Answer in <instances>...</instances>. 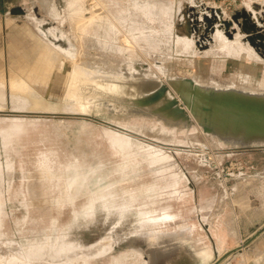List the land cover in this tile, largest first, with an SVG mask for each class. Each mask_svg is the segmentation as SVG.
Wrapping results in <instances>:
<instances>
[{"label":"rangeland","instance_id":"1","mask_svg":"<svg viewBox=\"0 0 264 264\" xmlns=\"http://www.w3.org/2000/svg\"><path fill=\"white\" fill-rule=\"evenodd\" d=\"M243 9L262 26L264 0H0V264H59L63 259L37 250L63 240H78L81 255L90 251L86 264H144L148 250L168 242L203 251V264H209L215 249L223 253L219 240L233 243L235 210L243 205L237 200L252 185L251 177L237 173L251 162V151L264 149H241L249 142L209 131L205 119L181 104L171 80L204 93L223 86L264 95V57L237 25L241 16L233 19ZM206 17L219 24L220 38L209 29L202 36ZM46 23L74 45L65 48L56 39L61 55L101 71L111 65L119 74L131 71L153 82L149 91L163 84L180 101L179 110H191L190 118L85 80L58 92L42 82L24 93L13 90L9 73L33 44L29 33L53 42L42 32ZM33 90L50 108L27 105ZM255 241L262 248H253ZM255 241L220 264H264V239ZM94 246L102 247L92 254ZM64 260L85 264L79 257Z\"/></svg>","mask_w":264,"mask_h":264},{"label":"bare ground","instance_id":"2","mask_svg":"<svg viewBox=\"0 0 264 264\" xmlns=\"http://www.w3.org/2000/svg\"><path fill=\"white\" fill-rule=\"evenodd\" d=\"M14 10H17L19 12L18 9H14ZM14 10H12V11H14ZM17 11H15V13ZM35 15H36V17L38 16L37 14H35ZM14 16H16V15H14ZM11 17H12V15H11ZM202 18H203V16H202ZM42 19H43V21H45L44 18H42ZM205 19H206V21L204 20V22L206 23L205 24L206 26H205L203 33H205V31H208L207 29H209L210 32L209 31L208 32L210 33V35L212 37L220 38V36H222L220 34L223 31L220 32V29L218 27L219 24H217V22L215 20H213L209 17H206ZM31 22H33V21H31ZM40 23H38V24H40ZM47 24L49 25V23L43 24L42 32H44L45 35H47L49 37L47 39L50 40V38H51V40L53 42H51V41L48 42V40H44V37H43L44 35L42 36V35L38 34L36 37L33 33H29V35H32L31 38L33 37L31 39L32 40L31 43H33V44H29L30 48L24 53L23 57L19 56V58H18V60L20 61L19 68L18 69L16 68V70H14V68L12 67L11 70L12 69L13 70L12 71L10 70V73H9V85L13 90L18 91V92L21 91V93H24L25 88L28 89V86H30V84L32 82H39V83L42 82V83H44L45 86L50 88L49 91H54V92L57 91L58 92V91H62L63 88H65L66 86H69V85H73V86L74 85L75 86L81 85L82 82L85 80V81H88L90 84L97 86L101 89H110V90L112 89L114 91L116 90L117 92H121L123 94H130V95L136 97V98H134V100L138 98L135 101L144 100L145 105H146V102H147V104H149L151 102V106L153 105L152 103H154L155 105L160 106V108L162 106V108L164 110L167 109V107H168L169 110L170 109L173 110V108H174L175 111H177V113H179L181 111L178 109L180 107V104H179L180 101L173 99L172 96L169 97L168 96L169 94L166 93L168 91H165L163 89L161 91V88H163L161 85H163V84L156 86L158 84L156 82L157 83V84H155L156 88L153 89L152 91H149V89L152 88V86L154 87L153 82L146 81L142 77L135 78V76L133 75V73L131 71H127V72H124L122 74H119L118 70H113V65H111V64H110L111 66H109L108 68H105L104 70L101 71V68L96 64L88 65V64H85V63H88L86 60L85 61L81 60V62L80 61L78 62V60L72 59L74 57H72V58L69 57L70 55L68 56V55L64 54L67 57L61 55L60 53H62V54L64 53L63 52L64 50L63 51L61 50V49H63L64 46H62V48L59 49L62 52L57 51L56 46H55V45H57V44H55L56 39H58L57 41L59 43H61L62 45H65V48H66V46H68L69 48L73 49L74 45L70 41L64 42V39L67 38L65 33L57 32L59 34L61 33V36H58V35H56V32L51 31V28H50L51 25H49V27H48ZM44 25H47V26H44ZM55 30H57V29H55ZM39 33H40V30H39ZM204 35H206V33L203 34V37H204ZM39 36L42 38L43 41H41ZM60 37H61V39H60ZM59 39L60 40L63 39V40L59 41ZM224 39H226L225 41L229 40L227 38H224ZM230 41H228V43H230ZM220 42H221V40H220ZM231 42L233 43V41H231ZM235 42H237V41H235ZM218 45H223V44L220 43ZM224 45H225V43H224ZM242 45H244V44H242ZM238 46H239V44H238ZM58 47H60V46H58ZM221 48H223V50L225 49L224 47H221ZM69 51H71V50H69ZM227 51H228V49H227ZM230 51H233V50L231 49ZM65 52H67V51H65ZM72 52H74V51H72ZM235 52H236V50H235ZM242 52H241V55H243V57H244L245 52H244V54H242ZM232 53H234V52H232ZM255 53H257V52L255 51ZM70 54H72V53H70ZM236 54H238V53H236ZM59 55L63 56L64 58H62ZM255 55H253V56H255ZM73 56H75V55L73 54ZM245 57H246V55H245ZM98 58H99V56H98ZM103 58H99V59L103 60ZM112 70L118 75H114V72ZM17 72H21L20 74H22L25 77V81H23L21 79V76L19 77L20 74L18 75ZM139 75H140V73H139ZM4 83H5L4 79L2 77H0V89L5 86ZM151 83L153 84L152 86H151ZM171 83H173L174 86L177 87L178 90H176V91H181L180 93H181L182 97L180 94H177L182 98L181 104L189 107L193 111L192 115L195 114L194 116H196L197 119H199L198 117H201L202 120L205 119V121L208 122L210 125V130L208 129L209 131H211V129H214L219 134H221L222 136H224L226 138H229V139L232 138L234 140L239 139L243 143H247V142L253 143L252 146L253 145H255V146L264 145V110H260L261 108L264 109V95L255 94L253 91H249V90L247 92H241L237 88L227 87L226 89H223L222 88L223 86L221 88L210 89V90H208L209 92L205 90V93H204V92H201V91H203L204 88L201 89V91L197 90L198 87L195 88V86H196L194 84L195 81L193 83L194 87L192 88V90H191V86L187 84L188 83L187 81H186L187 85L184 83L183 80H176V79L171 80ZM189 83H190V81H189ZM22 84L27 85V86L24 87ZM173 84H172V86H173ZM164 87H166V86L164 85ZM218 87H219V85H218ZM169 89H171V88H169ZM174 90H175V88H174ZM33 91L34 92L28 91L31 94V95L29 94L31 97V100L29 99V102L27 100V102H28L27 105H30V107H33V108H50L47 105H51V104L43 101V98H41V96L35 90H33ZM68 91H69V89H68ZM169 91H172V90H169ZM157 92H159V93L163 92V94L160 95V97L158 99L151 101L152 100L151 95L153 93L155 94ZM172 92H169V93H172ZM57 94H59V93H57ZM2 97H3V95H2ZM11 97L13 98L12 101H14V97L13 96H11ZM64 98L65 97H63V99ZM72 101H75V100L73 99ZM80 101H82V100H80ZM175 101H177L179 103H176ZM1 102H3V99L0 101V103ZM67 102H68V100H67ZM14 103L16 105V102H14ZM69 103H68V105H69ZM80 103H82V102H80ZM139 103H141V101ZM167 104H169V105H167ZM64 105H66V104H64ZM176 105L178 106V108ZM24 106H26V105H24ZM163 106L164 107L167 106V107L164 108ZM205 106L208 109L204 110ZM181 107H180V109H181ZM65 108H67V107H65ZM168 109H167V111H168ZM176 109H178L179 111ZM187 109H186V111L184 109L183 112L187 113V111L189 110V109L188 110ZM191 110H189V111L191 112ZM183 112L181 111V114ZM190 112L187 113V115H189L188 116L189 118H190ZM185 114L183 113L182 115L184 116ZM194 116H191V117H194ZM197 119L194 118V120H197ZM200 123L204 124L205 122L202 123L200 121ZM208 123H207V125H208ZM205 124H204V126H205ZM249 143H247V144H249ZM121 145H125V144H121ZM126 145H129V144H126ZM87 209L90 211V207H88ZM86 213H89V212H86ZM82 214H84V213H82ZM82 214H81L82 217L85 216ZM82 221H85V218L84 219L82 218ZM74 224H77L76 226H78V223H74ZM85 224H86V222H85ZM132 241H133V243L136 242L135 245H137V247L139 246V248H141V246H143V244L137 243L136 240H132ZM107 242H108V244H111V243H109V241H107ZM164 244H162V247L160 246L159 248L156 247L154 249L148 250L149 252L147 254V257L145 258L146 261L144 264H203V263H205L204 259H201L203 257L204 252L203 251H201V253L195 252L194 249H192V247H190V245L185 243V242H177V243L171 244V245L169 244V242L165 245ZM79 245H80V242L78 240H76L74 242L63 240V241H59L56 246L52 245V243L47 244V247H44L43 249L37 250V253H39V251H43L45 254H47L48 259L49 258H51V259L57 258L56 259L57 262H58V258H60V260L65 259L66 261H69V260L74 261V260L78 259V257H79L82 260V262L86 264V262L88 260L87 255L88 254L90 255V253H89L90 251L86 250L87 255H81L83 249L82 250L80 248L78 249V247L82 246V245H80V246ZM101 245H103V244H101ZM101 247L102 246L92 247L91 253L93 254L95 252H98ZM35 252L36 251H34V250H32V251L30 250L29 251L30 254H28V255H31L32 259H34L33 256H36ZM217 255H219V254H217ZM43 256H45V255H43ZM28 260H30V259H28ZM63 260H61V261H63ZM61 261L59 262V264L61 263ZM27 263H29V262H27ZM19 264H23V263H19ZM69 264H71V263H69Z\"/></svg>","mask_w":264,"mask_h":264},{"label":"crops","instance_id":"3","mask_svg":"<svg viewBox=\"0 0 264 264\" xmlns=\"http://www.w3.org/2000/svg\"><path fill=\"white\" fill-rule=\"evenodd\" d=\"M256 62L260 63V61ZM249 154L252 158L251 162L248 163V166H246L245 169L239 171L237 176L243 178L251 177L252 185L250 189H247L246 187L243 188V191L237 200L243 204L241 205V203H237L239 204L237 205L239 207L238 210H235V213H239L236 222L237 233L234 236V232H229L235 237V240L229 245L226 244V239L218 241L217 246L219 245L222 247L223 252L234 245H238L237 243L240 242L241 239L248 238L249 227L257 226L264 222V150L251 151ZM237 188L238 184L235 183L233 189L237 190ZM257 238L264 239V231ZM255 245L256 244L254 243L253 248H255ZM215 251L218 254L221 252H218L219 249H215Z\"/></svg>","mask_w":264,"mask_h":264},{"label":"water","instance_id":"4","mask_svg":"<svg viewBox=\"0 0 264 264\" xmlns=\"http://www.w3.org/2000/svg\"><path fill=\"white\" fill-rule=\"evenodd\" d=\"M241 16L242 21L241 22H237V25L240 27L241 31L245 33L246 35V39L249 42V44H251L252 46L255 47L256 51L264 57V22H262V26L258 25L255 21H253L250 17V11H245L244 9L241 10V12L237 13L236 16L233 17V19L235 21H237V16ZM231 21V20H230ZM223 22L225 23L226 21L223 20ZM232 23V21H231ZM210 28V27H209ZM232 32L235 31L234 27H231L230 29ZM206 33V31H205ZM228 35H231V32L228 31L227 33ZM203 36V35H202ZM187 79V78H186ZM163 88H161L162 91ZM164 90V89H163ZM163 92L159 93H153L151 95L152 100L154 101L156 99H158L160 97V95H162ZM208 109L206 106L204 107V110ZM260 110H264L263 108H261ZM201 126H203L201 124ZM238 148L241 149H250V148H260V149H264V145H258V146H252L249 144L246 145H241V146H237ZM235 148V147H232ZM264 231V222L260 225L257 226H251L248 229V233L249 236L248 238L241 244L239 245H234L233 247H230L229 249L225 250L223 253H221L220 255H217V252L214 251V259L209 263V264H220L223 260H229L230 256L235 255L236 252H240L242 251V249H246L249 247V245L256 240V238ZM260 241H255V244L258 246V248H262L259 247L260 246ZM228 258V259H227Z\"/></svg>","mask_w":264,"mask_h":264}]
</instances>
